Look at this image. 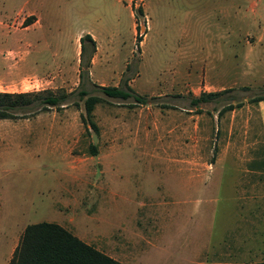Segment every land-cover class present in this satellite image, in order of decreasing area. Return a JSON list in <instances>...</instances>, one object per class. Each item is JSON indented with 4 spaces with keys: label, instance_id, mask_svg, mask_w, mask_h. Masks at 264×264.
<instances>
[{
    "label": "rangeland",
    "instance_id": "374dc122",
    "mask_svg": "<svg viewBox=\"0 0 264 264\" xmlns=\"http://www.w3.org/2000/svg\"><path fill=\"white\" fill-rule=\"evenodd\" d=\"M127 1H44L51 29L62 31L59 48L74 68L55 83L6 76V54L21 55L7 51L11 44L2 31L21 24L18 13L0 23V91L77 88L80 44L77 55L74 36L81 29L98 42L96 58L103 63L82 84L103 98L94 109L98 134L85 129L78 96L60 109L0 119V264H8L12 237L27 224L54 221L90 242L99 240L108 221L157 230L165 219L155 210L173 200L162 191L168 178L209 174L215 159L264 158L251 100L264 94V0ZM41 57L50 60L49 53ZM125 77L148 103L130 105L132 98L121 101L93 86L117 85ZM224 88L230 89L191 103L201 92ZM230 96L234 108L219 114ZM148 261L132 264H169L159 256Z\"/></svg>",
    "mask_w": 264,
    "mask_h": 264
},
{
    "label": "crops",
    "instance_id": "0c3cea01",
    "mask_svg": "<svg viewBox=\"0 0 264 264\" xmlns=\"http://www.w3.org/2000/svg\"><path fill=\"white\" fill-rule=\"evenodd\" d=\"M44 1L0 0V23L8 22L6 19L12 22L19 16L21 24L16 30L2 31L11 44L7 51L21 55L20 59L6 54V76L11 80L27 74L55 83L67 80L74 69L59 48L62 31L51 29L42 10ZM131 2L128 0L126 6ZM13 6L15 9L7 10ZM25 18H29L27 23ZM84 33L87 32L81 29L74 36L77 55V43ZM44 53L50 54V60L42 59ZM98 53L96 42L89 66L91 75L97 64L103 65L96 58ZM25 64L29 69H25ZM76 64L75 71H79L78 57ZM254 109L253 119L256 117L260 124L264 141V98L256 101ZM209 166V174L168 178L162 191L173 200L155 210L156 215L165 219L157 229L159 232L108 221L98 241L81 239L125 264L148 263L149 258L156 256L160 263L169 264L264 261V158L215 159ZM109 193L117 195L112 189ZM23 229L12 237L8 260Z\"/></svg>",
    "mask_w": 264,
    "mask_h": 264
},
{
    "label": "trees",
    "instance_id": "16d2710c",
    "mask_svg": "<svg viewBox=\"0 0 264 264\" xmlns=\"http://www.w3.org/2000/svg\"><path fill=\"white\" fill-rule=\"evenodd\" d=\"M138 14L143 13L141 5L136 7ZM29 18H25L27 23ZM137 43L141 40L140 36L136 37ZM79 51V85L77 88L66 90H52L44 88L35 91H0V119L28 117L40 111L51 108L60 109L70 102H75L74 96H78L83 101L84 111L81 112L80 118L87 131L93 130L99 133V125L95 119L94 109L96 104L101 102L103 98L98 94L90 93V91L82 87L83 81L89 76V66L91 58L96 50V41L87 32L80 36ZM130 78H122L117 85H103L93 83L99 91L107 96L118 100L133 99L134 103H148V97L135 91L128 83ZM230 88H224L218 91L201 92L194 96L191 100L192 104L201 101H208L215 96L227 92ZM264 98V94H258L251 97L252 101H258ZM230 96L227 103L218 111L222 113L224 110L234 108ZM88 150L91 154L97 153V146L89 143ZM8 264H125L94 245L83 241L80 237L63 225L54 221H37L27 224L15 246L12 256ZM197 264H264V261L249 263H197Z\"/></svg>",
    "mask_w": 264,
    "mask_h": 264
}]
</instances>
